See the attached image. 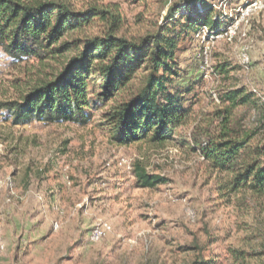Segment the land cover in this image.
<instances>
[{
    "label": "rangeland",
    "instance_id": "374dc122",
    "mask_svg": "<svg viewBox=\"0 0 264 264\" xmlns=\"http://www.w3.org/2000/svg\"><path fill=\"white\" fill-rule=\"evenodd\" d=\"M63 1L76 9L99 4L121 10L120 34L129 38L155 31L166 22L170 6L186 3ZM254 1L264 4L214 0L218 14L225 12L240 22L233 41L212 44L208 60L198 32L180 42V75L172 86L183 90L191 109L183 128L188 138L207 129L220 106L216 98L225 89L244 85L264 94V8L242 18ZM99 32L96 25L86 29L88 34ZM244 53L251 58L247 69L242 66ZM63 61L30 57L14 62L0 51V101L20 98ZM226 62L233 71L224 77L217 70ZM208 63L217 76H204ZM237 114L245 118L243 124L255 126L252 110L241 108ZM190 144L177 140L165 146H120L110 140L100 115L86 127L14 125L0 110V264H264V207L258 209L249 193L223 187L226 177ZM123 158L130 160L131 169L118 164ZM137 161L164 176L166 183L139 187ZM102 223L112 230L93 241L91 230Z\"/></svg>",
    "mask_w": 264,
    "mask_h": 264
},
{
    "label": "trees",
    "instance_id": "16d2710c",
    "mask_svg": "<svg viewBox=\"0 0 264 264\" xmlns=\"http://www.w3.org/2000/svg\"><path fill=\"white\" fill-rule=\"evenodd\" d=\"M220 16L214 0H186L182 7L170 6L166 22L155 31L129 38L120 34L124 16L113 6L76 9L63 0H0V51L8 59H65L20 98L0 101V110L14 125L86 127L100 115L110 140L120 146L190 141L191 148L226 177L223 187L231 193L251 194L260 209L264 207V102L244 85L229 87L220 94V106L212 112L207 129L188 138L183 128L191 109L184 103L183 90L172 86L180 75V42L204 26L216 30L233 21ZM94 25L100 32L86 33ZM217 71L226 77L233 68L226 62ZM241 108L252 110L255 126L243 124L245 118L237 114ZM257 137L261 140L254 144ZM134 168L139 187L153 188L167 181L140 161Z\"/></svg>",
    "mask_w": 264,
    "mask_h": 264
},
{
    "label": "built area",
    "instance_id": "2783aa9c",
    "mask_svg": "<svg viewBox=\"0 0 264 264\" xmlns=\"http://www.w3.org/2000/svg\"><path fill=\"white\" fill-rule=\"evenodd\" d=\"M264 4L262 2L254 1L250 5H248L245 10L242 11V18L249 17L254 10L263 9ZM225 13V12H224ZM223 13V14H224ZM221 14L220 18L222 20H225V18H232V16H228L226 13L225 15ZM240 22V19L236 20V18H233V21H231L230 24H228L226 27H222L220 29L216 30H210L208 27L204 26L201 32H199V36L202 38L203 48H204V56L206 60H208V56L211 54L212 44L214 42H217L222 39H227L229 41H233L235 38V34L238 28V24ZM251 64V58L247 53H244L242 55V66L243 68L247 69L249 65ZM217 76L216 72L214 71V68L210 66V64H206V69L204 76L206 78L210 76ZM257 93V96L264 102V94L258 93L257 91H254ZM216 97V95H215ZM216 100L220 103L219 98H216ZM118 164L120 166L127 167L129 169L132 168V164L130 160L128 159H121ZM112 226L108 223H102L97 226H95L90 233V236L93 241H99L100 239L104 238L108 235L109 232H111ZM0 248H4V244L2 243V238L0 234Z\"/></svg>",
    "mask_w": 264,
    "mask_h": 264
},
{
    "label": "crops",
    "instance_id": "0c3cea01",
    "mask_svg": "<svg viewBox=\"0 0 264 264\" xmlns=\"http://www.w3.org/2000/svg\"><path fill=\"white\" fill-rule=\"evenodd\" d=\"M109 168H111V167H109Z\"/></svg>",
    "mask_w": 264,
    "mask_h": 264
}]
</instances>
